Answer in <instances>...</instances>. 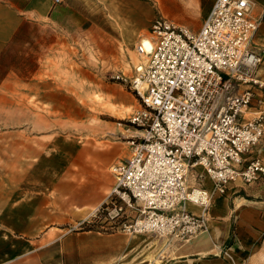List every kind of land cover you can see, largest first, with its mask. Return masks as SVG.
<instances>
[{
  "label": "rangeland",
  "instance_id": "1",
  "mask_svg": "<svg viewBox=\"0 0 264 264\" xmlns=\"http://www.w3.org/2000/svg\"><path fill=\"white\" fill-rule=\"evenodd\" d=\"M87 1L89 15L79 10L24 23L0 53V264H80L79 235L86 231L133 240L106 264L151 257L141 249L145 234L122 227L134 211L123 207L105 218L76 207L81 184L101 175L97 192H104L114 181L112 165L127 153L128 137L116 131L131 127L138 108L130 79L144 63L136 45L148 34L145 28L137 34L134 18L120 7L103 15L97 0ZM153 1V14L163 13L160 0ZM165 16L196 29L203 19ZM113 107L129 112L116 115ZM109 146L119 153L104 167L96 152ZM146 235L153 242L168 238Z\"/></svg>",
  "mask_w": 264,
  "mask_h": 264
},
{
  "label": "built area",
  "instance_id": "2",
  "mask_svg": "<svg viewBox=\"0 0 264 264\" xmlns=\"http://www.w3.org/2000/svg\"><path fill=\"white\" fill-rule=\"evenodd\" d=\"M258 25L250 0H213L196 31L160 14L153 18L150 49L130 79L140 104L128 118L130 150L112 165L115 183L98 214L115 218L125 207L134 214L124 231L186 241L206 229L214 194L235 180L264 178V161L248 156L264 135V114L241 118L253 87L264 90L254 77L263 56L252 44ZM136 51H145L141 42ZM197 168L195 180L207 176L210 191L188 186ZM188 201L202 212H190Z\"/></svg>",
  "mask_w": 264,
  "mask_h": 264
},
{
  "label": "crops",
  "instance_id": "3",
  "mask_svg": "<svg viewBox=\"0 0 264 264\" xmlns=\"http://www.w3.org/2000/svg\"><path fill=\"white\" fill-rule=\"evenodd\" d=\"M250 1L251 14L259 21L252 44L263 51L262 60L254 70V77L264 83V0ZM97 2L103 15L116 11L118 7L129 12L136 22L137 34L142 33L145 28L149 36L150 23L159 15L153 14V0H97ZM212 2L213 0H160L163 12L160 15H196L195 18L201 15L204 18ZM79 10L82 15L84 13L89 15L90 7L87 0H65L62 4L56 5H53L51 0H0V53L7 43L22 31L21 26L24 23L40 24L45 19H51L52 15H76ZM198 28L196 29V25L193 24L189 29L196 31ZM253 93L252 103L243 111L242 119L259 113L264 114V90L254 86ZM136 100L139 108V101L137 98ZM137 109L135 108L132 113ZM106 128L109 132L108 125ZM130 128L134 133V129ZM130 128L119 127L116 132L129 137L133 134ZM125 142L128 143L127 140ZM129 150L130 145L126 155L118 161L123 160ZM96 153L102 157L106 167L119 152L109 146ZM248 156H259L264 161V135ZM200 171L201 169L197 168L190 172L188 186L210 191L212 182L207 176L200 182L195 180L196 172ZM101 179L104 178L99 175L98 178L81 184L76 205L80 214L86 216L93 214L111 192L115 178L110 185L108 182H102L101 185L105 183V190L99 194L98 180ZM186 208L195 214L202 212L201 205L190 201L186 202ZM206 214V229L184 242L169 238H159L157 242H153L148 241L146 234L150 233L138 234H145L142 244H146L141 249L145 255L149 254L151 257L147 256L146 260L137 261L136 264H264V178L253 183H244L240 180L229 183L224 194L212 196ZM79 236L82 240L79 241L80 247L76 254L82 259L80 264H106L107 261L122 254L125 244L133 242L131 238L116 234L103 235L86 231ZM135 245L137 250V243ZM152 245L153 249H150ZM138 254L139 252L135 253L136 257ZM139 255L142 256V253ZM141 256L140 258H144Z\"/></svg>",
  "mask_w": 264,
  "mask_h": 264
},
{
  "label": "bare ground",
  "instance_id": "4",
  "mask_svg": "<svg viewBox=\"0 0 264 264\" xmlns=\"http://www.w3.org/2000/svg\"><path fill=\"white\" fill-rule=\"evenodd\" d=\"M139 41L142 43L143 48L145 50L144 53L146 54V52L149 51V49H150V42L148 41L147 37H145V36L140 38ZM141 68H142L141 65H139V64L136 65V70H141ZM126 112H129L128 109H122V108H118V107L117 108L113 107V109H112V113H114L116 115H120V116L124 115Z\"/></svg>",
  "mask_w": 264,
  "mask_h": 264
}]
</instances>
